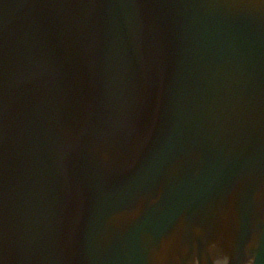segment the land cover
I'll list each match as a JSON object with an SVG mask.
<instances>
[{
  "label": "water",
  "instance_id": "1",
  "mask_svg": "<svg viewBox=\"0 0 264 264\" xmlns=\"http://www.w3.org/2000/svg\"><path fill=\"white\" fill-rule=\"evenodd\" d=\"M0 264H264V0H0Z\"/></svg>",
  "mask_w": 264,
  "mask_h": 264
}]
</instances>
